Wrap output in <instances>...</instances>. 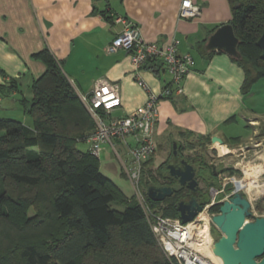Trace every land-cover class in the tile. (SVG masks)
Wrapping results in <instances>:
<instances>
[{
	"label": "crops",
	"instance_id": "1",
	"mask_svg": "<svg viewBox=\"0 0 264 264\" xmlns=\"http://www.w3.org/2000/svg\"><path fill=\"white\" fill-rule=\"evenodd\" d=\"M182 1L0 0V86L5 89L0 107L5 99L22 107V97H32L33 81L47 70L33 55L46 48L62 63L79 95L90 93L99 78L119 88L122 105L113 116L123 117L143 106L148 93L137 82L131 53L123 49L107 52L123 28L115 17L123 16L139 26L147 40L163 47L176 38L179 54H190L195 62L182 82L183 93L160 101L155 125L158 151L145 168L157 170L166 155L172 157L173 142L182 146L185 138L206 139L222 154L238 149L258 134L264 122V113L247 99L261 93L264 79L245 94L243 67L229 54L219 50L209 53L205 48L211 34L231 22L230 0H192L201 8V15L194 18L180 16ZM141 76L157 94L172 80L159 60L149 61ZM27 116L24 111L21 121L31 126ZM214 136L224 143H214ZM79 144L82 150L90 148L88 139ZM99 159L101 172L128 198H136L135 186L125 172L130 163L125 144L119 140L104 144Z\"/></svg>",
	"mask_w": 264,
	"mask_h": 264
},
{
	"label": "trees",
	"instance_id": "2",
	"mask_svg": "<svg viewBox=\"0 0 264 264\" xmlns=\"http://www.w3.org/2000/svg\"><path fill=\"white\" fill-rule=\"evenodd\" d=\"M230 3V24L241 53V59L233 58L245 71L243 91L248 94L264 79L258 45L264 0ZM33 56L47 70L33 81L32 97L20 100L32 125L0 116V264H178L164 252L139 200L128 198L101 172L100 159L90 148H79L96 125L62 63L47 48ZM4 90L0 86V95ZM172 180L167 165L145 168L141 187L152 209L177 218L185 188L163 201L147 193L150 184Z\"/></svg>",
	"mask_w": 264,
	"mask_h": 264
},
{
	"label": "built area",
	"instance_id": "3",
	"mask_svg": "<svg viewBox=\"0 0 264 264\" xmlns=\"http://www.w3.org/2000/svg\"><path fill=\"white\" fill-rule=\"evenodd\" d=\"M179 13L183 18H194L201 15V8L192 0H183ZM115 22L122 24L123 28L107 46V52L116 53L123 49L131 53L137 82L147 91L148 99L131 114L117 117L112 114L122 105L119 88L106 79L99 78L90 93L80 94L96 125L88 138L90 150L100 157L104 144H113L116 140L125 144L130 157V163L125 167L126 175L133 182L138 200L166 255L178 264H216L208 257L211 245L207 243V238L213 239L212 219L219 213L213 212L212 208L234 195L236 189L228 194L226 189L230 183L236 186L238 180L224 178L221 188H211L209 201L203 205L195 219L188 223H183L179 217L163 216L152 209L141 187L145 163L158 150L155 125L160 101L173 93H183L182 82L192 71L194 58L190 54H179V40L176 38L163 47L147 40L140 27L127 18L117 16ZM152 60L161 61L172 74L170 84L160 94L154 92L141 76L144 66ZM222 194L226 196L221 199L219 197Z\"/></svg>",
	"mask_w": 264,
	"mask_h": 264
},
{
	"label": "water",
	"instance_id": "4",
	"mask_svg": "<svg viewBox=\"0 0 264 264\" xmlns=\"http://www.w3.org/2000/svg\"><path fill=\"white\" fill-rule=\"evenodd\" d=\"M239 38L232 24H222L209 37L205 46L207 51L219 50L232 57L241 59L238 49ZM264 58V32L258 40ZM214 143L223 144V140L214 136ZM180 143L173 142L172 160L168 162V175L180 186H187L190 194L177 203L179 218L183 223L195 219L203 206L199 198L200 186L197 178L198 168L194 162L181 157ZM175 186L150 184L148 196L154 201H163L176 191ZM251 201L243 193L236 191L213 216V224L221 231V236L213 244V252L222 259L223 264H264V216L253 221Z\"/></svg>",
	"mask_w": 264,
	"mask_h": 264
},
{
	"label": "rangeland",
	"instance_id": "5",
	"mask_svg": "<svg viewBox=\"0 0 264 264\" xmlns=\"http://www.w3.org/2000/svg\"><path fill=\"white\" fill-rule=\"evenodd\" d=\"M24 92L29 94L27 90ZM247 99L250 103L249 105H252L257 111H262V113H264V89L261 90L260 94H256L255 96L250 95ZM11 101L13 100H4L0 107V116L11 117L18 120L24 119V117H22L24 112L23 108L19 103L14 105L13 103L10 104ZM27 118L30 122L31 117L28 115ZM259 128L258 134L254 136L252 140H247V143L227 154H222L220 150L210 147L208 140L203 138H185L182 140L183 149L181 154L188 160L194 159L198 162V177L200 188L203 191V199L210 197L211 188H221L224 178H236L238 181L245 179L246 171L248 169L254 171V176L251 178L264 186V122L260 123ZM237 130L239 129L237 128ZM259 141H262V143ZM79 146L82 147L80 144ZM170 159L171 153L166 155L165 161L161 166L166 168ZM229 168H234L237 172L232 174L225 171V169ZM229 186L230 190H227ZM257 188L258 187L254 188L252 191H248L246 188L239 190L246 196L248 195L249 200L251 201L252 215L248 218L250 221H253L257 217L264 216V189L258 190ZM227 189L226 193L228 194L237 189V186H235L234 183H230ZM225 196L226 194H222L219 198L222 199L225 198ZM136 198L138 200L137 196ZM221 234V231L212 223L213 243L221 236ZM209 252V259L218 264L217 259L213 258Z\"/></svg>",
	"mask_w": 264,
	"mask_h": 264
},
{
	"label": "bare ground",
	"instance_id": "6",
	"mask_svg": "<svg viewBox=\"0 0 264 264\" xmlns=\"http://www.w3.org/2000/svg\"><path fill=\"white\" fill-rule=\"evenodd\" d=\"M217 143H219V142H217ZM253 176H254V171L252 169H248L246 171V177H245V179L236 182V186H237V189L236 190L238 192H241V191H239L240 189L246 188L248 191H252L256 187H258L257 188L258 190L264 189V186L263 185H260V183H258L256 180H253L251 178ZM245 180H247V181H245ZM207 243H209V245H211V249H210V252L209 253L212 255V257L217 259L218 264H223L222 259L219 256L215 255L214 252H213V244L214 243H213V239L211 237H208L207 238Z\"/></svg>",
	"mask_w": 264,
	"mask_h": 264
},
{
	"label": "flooded vegetation",
	"instance_id": "7",
	"mask_svg": "<svg viewBox=\"0 0 264 264\" xmlns=\"http://www.w3.org/2000/svg\"><path fill=\"white\" fill-rule=\"evenodd\" d=\"M180 156H181V157H184L182 154H180ZM185 158H186V157H185ZM186 159H187V158H186ZM171 160H172V157H171L170 161H171ZM187 160H188V159H187ZM170 161H169V162H170ZM188 161H189V162H194L195 165H196L197 168H198V171H199L198 162H197L196 160L193 159V160H188ZM214 171H215V169H214ZM167 172H168V169H167ZM197 178H198V181H199L198 173H197ZM168 183H169V184H167V185L175 186L176 189H177L176 191H178V189H179L180 187H181V188H185V189H186V190H185V191H186V196H185V197H187V196L191 193V192H190V189H189L186 185H185V186H180V185L177 183V181L174 180V179H173L172 181L168 182ZM199 186H200V182H199ZM199 188H200V187H199ZM176 191H175V192H176ZM175 192H174V193H175ZM172 195H173V194H172ZM172 195H171V196H172ZM198 195H199V198L201 199V203H202V200H203V191H202L201 188H200V192H199ZM247 196H248V195H247ZM169 197H170V196H169ZM185 197H184V198H185ZM166 198H167V197H166ZM166 198H165V199H166ZM202 206H203V205H202Z\"/></svg>",
	"mask_w": 264,
	"mask_h": 264
}]
</instances>
